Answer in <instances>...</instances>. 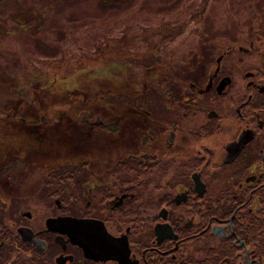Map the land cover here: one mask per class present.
Instances as JSON below:
<instances>
[{
	"label": "flooded vegetation",
	"instance_id": "af4514ba",
	"mask_svg": "<svg viewBox=\"0 0 264 264\" xmlns=\"http://www.w3.org/2000/svg\"><path fill=\"white\" fill-rule=\"evenodd\" d=\"M256 1L219 37L201 31L185 58L153 64L164 72L138 91L0 96V264H263Z\"/></svg>",
	"mask_w": 264,
	"mask_h": 264
},
{
	"label": "rangeland",
	"instance_id": "374dc122",
	"mask_svg": "<svg viewBox=\"0 0 264 264\" xmlns=\"http://www.w3.org/2000/svg\"><path fill=\"white\" fill-rule=\"evenodd\" d=\"M170 1L176 7L159 12L162 0H134L126 9L116 0H53L50 7L51 0H0V96L8 97L1 99H12L14 89L23 96L32 87L36 100L55 102L94 100L98 90L103 95L138 91L144 78L154 84L161 76L158 65L165 58L182 59L194 50L201 31L217 38L225 29L222 23L247 20L258 4ZM19 23L28 30L18 31Z\"/></svg>",
	"mask_w": 264,
	"mask_h": 264
},
{
	"label": "trees",
	"instance_id": "16d2710c",
	"mask_svg": "<svg viewBox=\"0 0 264 264\" xmlns=\"http://www.w3.org/2000/svg\"><path fill=\"white\" fill-rule=\"evenodd\" d=\"M73 2V4L75 3V0H71ZM119 4V6H122L123 8H128V6L130 4L133 3L134 0H116ZM143 0H136V3L137 2H142ZM147 2H149L150 0H146ZM158 1V0H157ZM162 2L165 4V6H161L159 8V12H168V11H171L173 10L177 3L175 1H170L172 3H169V0H162ZM136 3H133V4H136ZM53 5V0H51V3L49 5L52 6ZM72 6V5H71ZM62 8V7H60ZM111 9V7H110ZM59 13V10L57 11ZM19 29L18 31H20L21 33H23L24 31H27L28 28L26 26H24L22 23H19ZM35 42V43H38L36 40H32V43ZM38 46V45H37ZM37 46H36V49H37ZM37 53L41 56H46V57H52L54 54L53 52H48V51H40V50H37ZM260 224V227H259V235H258V252H259V257H260V261L264 264V221H261L259 222ZM16 264H34L32 262H25V261H19V262H16Z\"/></svg>",
	"mask_w": 264,
	"mask_h": 264
},
{
	"label": "water",
	"instance_id": "95a60500",
	"mask_svg": "<svg viewBox=\"0 0 264 264\" xmlns=\"http://www.w3.org/2000/svg\"><path fill=\"white\" fill-rule=\"evenodd\" d=\"M70 222V221H69ZM71 223L75 224L74 226H76V222L75 221H71ZM78 223H82V222H78ZM74 236V235H73ZM75 240L73 241V243H77L79 244V242L77 241L76 237L74 236L73 237ZM83 254L86 258L88 259H92L94 260L95 257H94V251H93V248H83Z\"/></svg>",
	"mask_w": 264,
	"mask_h": 264
}]
</instances>
